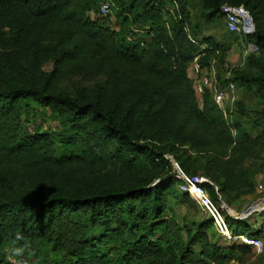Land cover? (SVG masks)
<instances>
[{
	"label": "trees",
	"instance_id": "obj_1",
	"mask_svg": "<svg viewBox=\"0 0 264 264\" xmlns=\"http://www.w3.org/2000/svg\"><path fill=\"white\" fill-rule=\"evenodd\" d=\"M111 1L100 17L98 0H0V264H264L221 242L164 157L237 211L258 177L264 187V0ZM224 3L254 25L227 30L256 46L238 66L200 35ZM195 56L199 75L213 67L218 87L235 85L229 122L209 88L198 100ZM38 110L54 126L30 132L22 121ZM226 218L233 234L261 237Z\"/></svg>",
	"mask_w": 264,
	"mask_h": 264
},
{
	"label": "built area",
	"instance_id": "obj_2",
	"mask_svg": "<svg viewBox=\"0 0 264 264\" xmlns=\"http://www.w3.org/2000/svg\"><path fill=\"white\" fill-rule=\"evenodd\" d=\"M111 6V0H98V15L100 17L107 16L111 11ZM220 10L224 15V23L228 31L237 34H250L254 31L252 18L242 5L224 3L220 6ZM190 40L195 43L194 39L190 38ZM249 45V51H255L256 46L253 44ZM197 58L198 56H195L191 63L193 72L198 76L197 81L195 82L196 95L201 97L204 88H209L212 92L213 101L219 108L224 119L229 122L231 119L233 103L236 99L235 85L232 82H229L225 87H218L216 72L213 67L199 75L200 67ZM164 157L168 158L172 165L173 173L179 181L178 189L181 192L188 194L199 208L210 217L214 229L224 242L245 243L251 246V248L257 253L262 252L263 241L260 237L248 236L245 234H233L228 225L226 218L227 215L239 219L246 218L248 215H238L223 201H221L220 204H216L209 197L203 184L209 183L213 185L217 192L216 185L203 175H187L171 156L165 154ZM259 187L261 188L262 185L259 184Z\"/></svg>",
	"mask_w": 264,
	"mask_h": 264
},
{
	"label": "rangeland",
	"instance_id": "obj_3",
	"mask_svg": "<svg viewBox=\"0 0 264 264\" xmlns=\"http://www.w3.org/2000/svg\"><path fill=\"white\" fill-rule=\"evenodd\" d=\"M90 15L92 17L96 16L94 13ZM107 22L109 23L110 26L116 27V23H115L113 15L110 16V19ZM202 26H203L201 28L202 32L200 33L201 36L212 35L215 37L216 40H219L224 46H228L229 49L227 51L228 52L227 56L232 54L233 59L232 61H229L227 57V64H228L227 66H231V65L238 66L243 60V54L245 53V51H249L250 45L247 43H244L242 45L238 37L237 39L234 38L235 34L229 35L226 32V34L224 33L223 35H221L223 33L222 19H216L212 23H208L206 25L203 24ZM45 67L49 68L50 64H45ZM188 74L190 78L193 80V82L195 83L197 81V76L193 72L191 65L188 68ZM197 97H198V100H200V96H197ZM40 113L42 112L38 110V114H36L34 117H28L26 118V120H23L22 124L24 128L32 132L34 128L36 127H39L40 129L45 130L49 128L50 126H54V122L49 119L47 111L43 112L42 116L39 115ZM259 184H262V182L260 181V178L258 177L257 182H256L255 196L250 197L249 202L246 203L245 206H243L241 210H245L254 201L255 202L257 201V202L256 204H254L253 207L261 205L262 202L264 203V200H262L264 198V187L260 188ZM231 208L238 215H241V210L237 211L235 207H231ZM173 210L175 214L178 216V218L180 219L182 214L186 212L187 208L184 204L181 203L178 205H173ZM186 216L189 219L192 216L191 212L187 211ZM243 219H246V221L251 225V227H253V229L260 228V230H262L261 232V239L263 241L262 253H264V208L262 207L261 210L253 211L250 215H248L246 218H243ZM221 242H224V241L221 239ZM10 262L11 264H24L25 261L21 263L14 258H10Z\"/></svg>",
	"mask_w": 264,
	"mask_h": 264
},
{
	"label": "water",
	"instance_id": "obj_4",
	"mask_svg": "<svg viewBox=\"0 0 264 264\" xmlns=\"http://www.w3.org/2000/svg\"><path fill=\"white\" fill-rule=\"evenodd\" d=\"M262 200H264V198H263ZM254 204H256L255 201L252 202V203H251V204H250L245 210H243V211L241 212V214H242V215H249V214H251L253 211H256V210L253 209Z\"/></svg>",
	"mask_w": 264,
	"mask_h": 264
},
{
	"label": "crops",
	"instance_id": "obj_5",
	"mask_svg": "<svg viewBox=\"0 0 264 264\" xmlns=\"http://www.w3.org/2000/svg\"><path fill=\"white\" fill-rule=\"evenodd\" d=\"M222 28H223V33L221 34V35H223L224 33L226 34V32H227V29H226V27H225V23H224V21H222ZM217 41H219V40H217ZM232 56V54L231 55H228L227 57H228V60L229 61H232V59H233V56ZM242 56V55H241ZM257 202V201H256ZM247 207V206H246ZM245 207V208H246ZM243 210H241V212H242ZM261 238V237H260Z\"/></svg>",
	"mask_w": 264,
	"mask_h": 264
},
{
	"label": "bare ground",
	"instance_id": "obj_6",
	"mask_svg": "<svg viewBox=\"0 0 264 264\" xmlns=\"http://www.w3.org/2000/svg\"><path fill=\"white\" fill-rule=\"evenodd\" d=\"M254 208V207H253Z\"/></svg>",
	"mask_w": 264,
	"mask_h": 264
},
{
	"label": "clouds",
	"instance_id": "obj_7",
	"mask_svg": "<svg viewBox=\"0 0 264 264\" xmlns=\"http://www.w3.org/2000/svg\"><path fill=\"white\" fill-rule=\"evenodd\" d=\"M250 215V214H249Z\"/></svg>",
	"mask_w": 264,
	"mask_h": 264
}]
</instances>
